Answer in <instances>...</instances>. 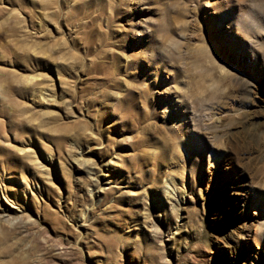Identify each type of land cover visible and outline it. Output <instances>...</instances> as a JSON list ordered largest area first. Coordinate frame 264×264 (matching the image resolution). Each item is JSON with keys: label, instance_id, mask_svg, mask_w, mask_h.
<instances>
[{"label": "rangeland", "instance_id": "rangeland-1", "mask_svg": "<svg viewBox=\"0 0 264 264\" xmlns=\"http://www.w3.org/2000/svg\"><path fill=\"white\" fill-rule=\"evenodd\" d=\"M0 78V264H264V0H0Z\"/></svg>", "mask_w": 264, "mask_h": 264}, {"label": "snow or ice", "instance_id": "snow-or-ice-1", "mask_svg": "<svg viewBox=\"0 0 264 264\" xmlns=\"http://www.w3.org/2000/svg\"><path fill=\"white\" fill-rule=\"evenodd\" d=\"M74 2L77 4V6L79 7L81 4H86L87 0H74ZM201 8L203 11L205 12H211V6H205L203 4H201ZM157 85H152V87H156ZM129 87H133V85H129ZM142 89H147L148 85H141L140 86ZM160 99H164L163 96L159 97ZM160 107H163V105H159ZM161 227H163V225H161ZM157 231H159V229H157Z\"/></svg>", "mask_w": 264, "mask_h": 264}, {"label": "bare ground", "instance_id": "bare-ground-1", "mask_svg": "<svg viewBox=\"0 0 264 264\" xmlns=\"http://www.w3.org/2000/svg\"><path fill=\"white\" fill-rule=\"evenodd\" d=\"M1 79V78H0ZM27 86V85H26Z\"/></svg>", "mask_w": 264, "mask_h": 264}]
</instances>
